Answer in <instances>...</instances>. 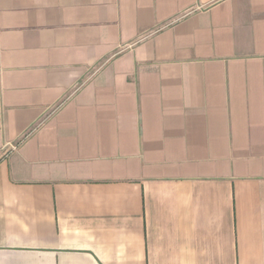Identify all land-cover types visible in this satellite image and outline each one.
<instances>
[{
  "label": "crops",
  "instance_id": "0c3cea01",
  "mask_svg": "<svg viewBox=\"0 0 264 264\" xmlns=\"http://www.w3.org/2000/svg\"><path fill=\"white\" fill-rule=\"evenodd\" d=\"M0 264H264V0H0Z\"/></svg>",
  "mask_w": 264,
  "mask_h": 264
}]
</instances>
